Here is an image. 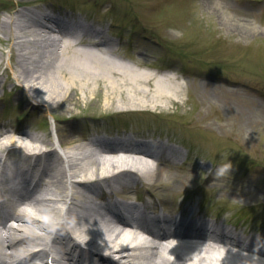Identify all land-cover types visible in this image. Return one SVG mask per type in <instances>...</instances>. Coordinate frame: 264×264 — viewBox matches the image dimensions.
Masks as SVG:
<instances>
[{
  "label": "bare ground",
  "instance_id": "6f19581e",
  "mask_svg": "<svg viewBox=\"0 0 264 264\" xmlns=\"http://www.w3.org/2000/svg\"><path fill=\"white\" fill-rule=\"evenodd\" d=\"M17 1L27 5L30 0ZM0 32L6 36L0 42L11 46L9 66L17 72L33 109L63 107L71 111L85 102L107 114L162 113L168 111V104L178 103L182 86L171 74L158 78L115 61L112 56L118 54L113 39L83 23L65 25L45 11L26 8L0 18ZM4 61L0 51V72ZM142 84L147 89L140 88ZM123 85L128 88L121 89ZM54 132L56 140L21 125L0 124L2 264L11 262L19 252H28L35 241L54 243L58 264H81L73 259L67 239L89 256L90 264H264V248L253 241L221 233L198 236L191 231L184 235L155 232L147 238L139 233L137 221L119 222L108 211L109 205L133 199L124 193V186L133 188L145 182L156 185L148 192L158 199L156 204L173 209L181 184L187 188L186 180L199 167L191 163L183 171L178 169L183 153L165 155L141 143L109 145L102 137L82 134L73 122L56 124ZM13 155L18 158L10 163ZM30 179L35 181L32 189ZM214 180L217 177L211 174L205 182ZM46 190L54 193L56 201L44 196ZM218 191L250 199L258 196L236 185L220 186ZM260 205L264 209V203ZM140 215L146 216L145 211ZM48 254L42 251L31 257ZM28 262L27 258L19 264Z\"/></svg>",
  "mask_w": 264,
  "mask_h": 264
},
{
  "label": "rangeland",
  "instance_id": "374dc122",
  "mask_svg": "<svg viewBox=\"0 0 264 264\" xmlns=\"http://www.w3.org/2000/svg\"><path fill=\"white\" fill-rule=\"evenodd\" d=\"M17 3L0 0V18L26 8L47 11L52 7L87 13L90 18L95 15L96 23L114 39L118 54L112 56L115 61L125 62L136 72H152L158 78L171 72L182 90L178 103L168 104V111L162 113L107 114L85 102L73 106L71 111L63 107L33 109L17 80V72L9 66L11 46L0 42L5 59L0 72V124L21 125L53 140L54 126L70 122L89 136L84 129L86 119L95 121L91 133L97 132L95 126H109L110 121L120 127L133 126L138 132L162 128L166 137L174 136L186 143L181 149L187 162L177 168L183 171L191 163L199 165L192 171L194 176L186 180L188 190L182 183L179 195L192 194V199L206 203L211 211L228 217L235 213L246 215L252 225L263 227L264 209L260 204L264 203V0H30L33 5L29 6ZM225 13L229 14L227 18ZM0 38L6 36L0 32ZM147 63L158 70L147 68ZM139 87L147 89L143 84ZM132 94L141 97L139 92ZM211 174L217 180L205 182ZM145 183L152 190L156 187L153 182ZM233 185L255 191L258 196L250 199L247 195L217 192L220 186ZM180 200L178 196L177 202Z\"/></svg>",
  "mask_w": 264,
  "mask_h": 264
}]
</instances>
